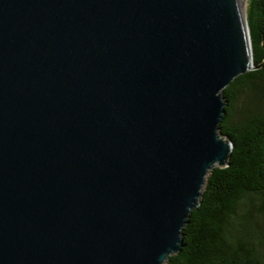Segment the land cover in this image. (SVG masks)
Masks as SVG:
<instances>
[{
	"label": "water",
	"instance_id": "obj_1",
	"mask_svg": "<svg viewBox=\"0 0 264 264\" xmlns=\"http://www.w3.org/2000/svg\"><path fill=\"white\" fill-rule=\"evenodd\" d=\"M247 0H0V264H166L256 69Z\"/></svg>",
	"mask_w": 264,
	"mask_h": 264
},
{
	"label": "trees",
	"instance_id": "obj_2",
	"mask_svg": "<svg viewBox=\"0 0 264 264\" xmlns=\"http://www.w3.org/2000/svg\"><path fill=\"white\" fill-rule=\"evenodd\" d=\"M256 69L224 89L229 104L220 130L232 142L213 168L166 264H264V0L247 1Z\"/></svg>",
	"mask_w": 264,
	"mask_h": 264
},
{
	"label": "rangeland",
	"instance_id": "obj_3",
	"mask_svg": "<svg viewBox=\"0 0 264 264\" xmlns=\"http://www.w3.org/2000/svg\"><path fill=\"white\" fill-rule=\"evenodd\" d=\"M248 1V0H247ZM246 4H247V2H246Z\"/></svg>",
	"mask_w": 264,
	"mask_h": 264
},
{
	"label": "bare ground",
	"instance_id": "obj_4",
	"mask_svg": "<svg viewBox=\"0 0 264 264\" xmlns=\"http://www.w3.org/2000/svg\"><path fill=\"white\" fill-rule=\"evenodd\" d=\"M246 1V0H245Z\"/></svg>",
	"mask_w": 264,
	"mask_h": 264
}]
</instances>
